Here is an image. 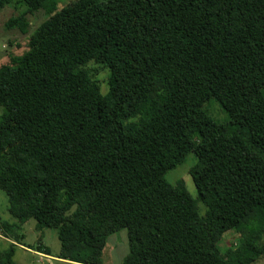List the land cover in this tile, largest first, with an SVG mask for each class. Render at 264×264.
Segmentation results:
<instances>
[{
	"label": "trees",
	"instance_id": "16d2710c",
	"mask_svg": "<svg viewBox=\"0 0 264 264\" xmlns=\"http://www.w3.org/2000/svg\"><path fill=\"white\" fill-rule=\"evenodd\" d=\"M8 4L24 7L6 22L21 34L27 15L47 18L0 65V191L15 221L0 232L29 219L55 230L58 264H102L121 230V264L264 255V0ZM90 62L109 72L105 94ZM209 100L227 121L203 109ZM188 153L195 199L164 179ZM227 232L238 241L222 252ZM14 252H0V264H16Z\"/></svg>",
	"mask_w": 264,
	"mask_h": 264
},
{
	"label": "rangeland",
	"instance_id": "374dc122",
	"mask_svg": "<svg viewBox=\"0 0 264 264\" xmlns=\"http://www.w3.org/2000/svg\"><path fill=\"white\" fill-rule=\"evenodd\" d=\"M74 0H54L55 8L58 10ZM104 1V0H100ZM24 7H15L13 4L5 5L0 8V65L7 64L12 55H20L26 50L29 35L35 28L43 22L47 16L43 10H37L32 15H27L29 28L27 34H21L15 27H6V22L11 16L21 13ZM93 80H95L100 88V93L105 94L108 90L107 76L109 72L102 65L90 62L87 65ZM264 94V90H263ZM203 109L217 122L224 123L227 121V115L221 110L220 105L209 100L203 105ZM3 109L0 107V114ZM195 163V157L192 153H188L182 164L176 168L169 170L164 175V179L175 184L181 181L186 188L188 194L195 199L196 189L189 175V169ZM198 211L203 215L206 207L201 203L197 204ZM0 222L13 224L15 221L11 218L7 211V199L3 192L0 191ZM23 235L21 238L22 245L17 244L14 236ZM238 241V235L227 232L220 241L221 251L228 248H235ZM20 242V241H19ZM15 245L13 261L16 264H58L57 258L59 251V241L56 231L53 229H37L33 219H29L23 225L10 229V232H0V252L6 250L9 245ZM44 250H48L49 254H45ZM128 252V241L125 230L116 232L108 236L105 247L100 257L102 264H121ZM68 264V263H63ZM253 264H264V255H262Z\"/></svg>",
	"mask_w": 264,
	"mask_h": 264
}]
</instances>
